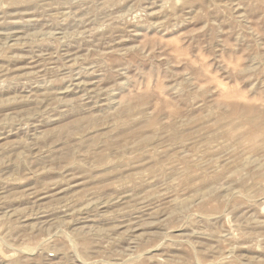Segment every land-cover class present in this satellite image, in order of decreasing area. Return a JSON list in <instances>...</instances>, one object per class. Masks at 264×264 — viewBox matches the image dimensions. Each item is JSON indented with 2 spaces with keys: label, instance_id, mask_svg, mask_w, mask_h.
<instances>
[{
  "label": "rangeland",
  "instance_id": "rangeland-1",
  "mask_svg": "<svg viewBox=\"0 0 264 264\" xmlns=\"http://www.w3.org/2000/svg\"><path fill=\"white\" fill-rule=\"evenodd\" d=\"M0 264H264V0H0Z\"/></svg>",
  "mask_w": 264,
  "mask_h": 264
}]
</instances>
